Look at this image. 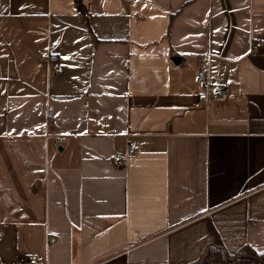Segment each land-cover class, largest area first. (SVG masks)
<instances>
[{
    "label": "crops",
    "instance_id": "crops-1",
    "mask_svg": "<svg viewBox=\"0 0 264 264\" xmlns=\"http://www.w3.org/2000/svg\"><path fill=\"white\" fill-rule=\"evenodd\" d=\"M210 228L264 253V0H0V264H230Z\"/></svg>",
    "mask_w": 264,
    "mask_h": 264
},
{
    "label": "built area",
    "instance_id": "built-area-1",
    "mask_svg": "<svg viewBox=\"0 0 264 264\" xmlns=\"http://www.w3.org/2000/svg\"><path fill=\"white\" fill-rule=\"evenodd\" d=\"M260 46L259 41L251 40L249 51H253ZM46 61L49 69L53 72H58L61 70V63L59 54L56 51L48 50L46 54ZM201 61L204 62L205 59L201 57ZM193 80L198 87V99L203 102L217 101L225 99L228 95V88L225 85L211 83L207 75V67L203 64L199 66L193 75ZM63 139L64 136H58ZM136 151L134 144H128L127 155H132ZM125 156L122 153H116L114 156V162L122 164L124 162ZM54 236L47 235V245H53ZM28 264H40V262L35 258L30 256L28 258Z\"/></svg>",
    "mask_w": 264,
    "mask_h": 264
},
{
    "label": "trees",
    "instance_id": "trees-1",
    "mask_svg": "<svg viewBox=\"0 0 264 264\" xmlns=\"http://www.w3.org/2000/svg\"><path fill=\"white\" fill-rule=\"evenodd\" d=\"M210 231L214 237V242L213 245L209 246L207 249L203 263L217 260L227 261L230 264H243L253 260L258 264H262L264 262V253L255 252L249 246H243L235 254H228L221 243V239L217 231L214 228H210Z\"/></svg>",
    "mask_w": 264,
    "mask_h": 264
}]
</instances>
